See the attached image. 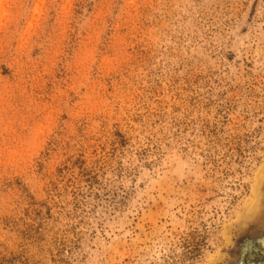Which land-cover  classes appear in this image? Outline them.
Masks as SVG:
<instances>
[{
    "label": "rangeland",
    "instance_id": "1",
    "mask_svg": "<svg viewBox=\"0 0 264 264\" xmlns=\"http://www.w3.org/2000/svg\"><path fill=\"white\" fill-rule=\"evenodd\" d=\"M0 264H264V0H0Z\"/></svg>",
    "mask_w": 264,
    "mask_h": 264
}]
</instances>
